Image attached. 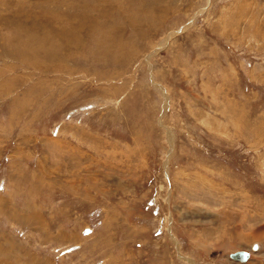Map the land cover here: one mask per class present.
Wrapping results in <instances>:
<instances>
[{
	"label": "rangeland",
	"instance_id": "374dc122",
	"mask_svg": "<svg viewBox=\"0 0 264 264\" xmlns=\"http://www.w3.org/2000/svg\"><path fill=\"white\" fill-rule=\"evenodd\" d=\"M0 264H264V0H0Z\"/></svg>",
	"mask_w": 264,
	"mask_h": 264
},
{
	"label": "water",
	"instance_id": "95a60500",
	"mask_svg": "<svg viewBox=\"0 0 264 264\" xmlns=\"http://www.w3.org/2000/svg\"><path fill=\"white\" fill-rule=\"evenodd\" d=\"M230 256L232 257V259L237 258L238 260L243 261L247 257V254L241 253V252H236V253L230 254Z\"/></svg>",
	"mask_w": 264,
	"mask_h": 264
},
{
	"label": "bare ground",
	"instance_id": "6f19581e",
	"mask_svg": "<svg viewBox=\"0 0 264 264\" xmlns=\"http://www.w3.org/2000/svg\"><path fill=\"white\" fill-rule=\"evenodd\" d=\"M256 249V248H255ZM247 254V253H246ZM246 260L248 259V255H247V257L245 258ZM245 259L243 260V261H245Z\"/></svg>",
	"mask_w": 264,
	"mask_h": 264
}]
</instances>
